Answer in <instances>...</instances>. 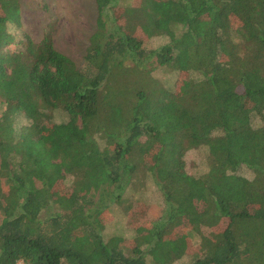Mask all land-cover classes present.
I'll return each mask as SVG.
<instances>
[{
	"label": "trees",
	"instance_id": "trees-1",
	"mask_svg": "<svg viewBox=\"0 0 264 264\" xmlns=\"http://www.w3.org/2000/svg\"><path fill=\"white\" fill-rule=\"evenodd\" d=\"M94 3L79 65L0 0V264H264V0Z\"/></svg>",
	"mask_w": 264,
	"mask_h": 264
},
{
	"label": "rangeland",
	"instance_id": "rangeland-1",
	"mask_svg": "<svg viewBox=\"0 0 264 264\" xmlns=\"http://www.w3.org/2000/svg\"><path fill=\"white\" fill-rule=\"evenodd\" d=\"M97 17L94 0H22L20 21L10 25V32L15 38L13 47L21 46L28 37L40 42L48 32H53L57 48L70 55L80 65L89 43V36L96 29ZM167 41L166 38H157L151 41L148 47L158 48ZM155 75L161 79L166 76L170 82L174 80L173 75H166L164 70H155ZM201 158V154L189 156L190 172L202 167ZM246 175L251 176V173ZM116 229L117 227L112 226L108 231L114 233ZM119 230L121 231L120 227ZM204 232L208 233V230L204 229Z\"/></svg>",
	"mask_w": 264,
	"mask_h": 264
}]
</instances>
